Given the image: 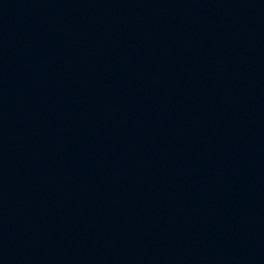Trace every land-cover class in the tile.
Returning <instances> with one entry per match:
<instances>
[{
    "label": "water",
    "instance_id": "1",
    "mask_svg": "<svg viewBox=\"0 0 264 264\" xmlns=\"http://www.w3.org/2000/svg\"><path fill=\"white\" fill-rule=\"evenodd\" d=\"M0 264H264V0H0Z\"/></svg>",
    "mask_w": 264,
    "mask_h": 264
}]
</instances>
